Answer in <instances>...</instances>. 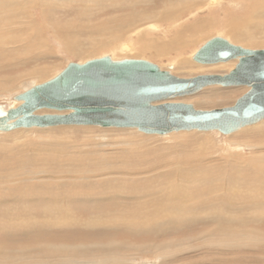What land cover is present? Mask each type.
Returning <instances> with one entry per match:
<instances>
[{"label":"rangeland","instance_id":"rangeland-1","mask_svg":"<svg viewBox=\"0 0 264 264\" xmlns=\"http://www.w3.org/2000/svg\"><path fill=\"white\" fill-rule=\"evenodd\" d=\"M42 1H0V31L6 28L0 35V109L18 105L12 99L15 93L55 77L71 61L85 62L111 54L115 59H146L163 69L172 65L173 74L191 78L200 74H225L235 67L237 60L199 64L191 59L192 54L214 36H223L247 48H264V15L250 13L246 6L235 0H224L222 5L206 7L201 12L198 8L192 9L194 14L182 13L181 22L178 23L182 25L175 23L174 26L176 29L180 28V32L189 31L194 23L203 25L206 20L205 32L198 34L196 31L195 37L192 33L194 42L188 45L185 43L183 48L170 41L174 34L165 38L163 30H166L167 24L157 20L156 13L161 10L164 0H44L45 4ZM186 1L174 0V4L162 6V10L170 6L178 8L179 3L180 7H185ZM246 12L249 14L246 15ZM250 14L252 18L248 17ZM233 18L238 21L231 22ZM249 19H252L250 23L245 22ZM117 21L121 27L115 25ZM149 21L160 23V30L153 35L145 34L148 31L144 29L134 34L135 26H142ZM240 23L248 26L245 28L249 30V37ZM184 37L181 36V39ZM123 44L133 45V50L122 49ZM145 46L148 49L143 52L142 48ZM183 63L186 67L181 65ZM248 90L247 86L211 85L178 100L192 103L198 109L211 110L234 105ZM53 112L56 111H38L40 114ZM52 127L54 128H19L0 132V247L3 253L13 252V260H6L9 264H108V260L109 264H121L115 260L123 261L124 264H138L143 260H156L157 264H264V182L253 181L256 185L250 183V188H247L241 187L243 183L237 180L240 177L239 170L246 169V165L264 169V120L230 134L194 129L160 135L147 134L136 128L93 125ZM51 155L61 156L62 161L65 160L64 157H75L76 161L69 168L53 162H42L46 156ZM123 159H126V167H135L137 172L126 174V177L120 174L107 175L103 182L99 181V175L89 173L95 169L94 165L102 167L112 161L109 165L119 166ZM52 164L53 167L56 166L54 169ZM179 167L183 170L170 171ZM32 168V175H22ZM75 169L80 172H74ZM36 170L41 172L36 174ZM7 171L9 175L14 173L13 176L9 177ZM161 171L165 172L162 173L165 176L159 175ZM261 171L258 174L264 177V170ZM17 173L19 175L16 177ZM231 173L238 182H233L231 190H227ZM25 176L31 179H26ZM19 178H23L22 181ZM115 182H119V185ZM16 185L18 189L15 191ZM72 189L76 190V195L69 199L67 195ZM196 192L198 193L195 194ZM193 204H196L195 207ZM170 205L175 206L174 209ZM153 207L160 209L154 210ZM55 208L61 210L60 213L56 214ZM160 211L163 217L161 219ZM71 220L73 223H70ZM217 227L211 237V231ZM240 229L245 232L239 231ZM233 233L236 235L232 236ZM59 247L71 250L67 254L58 253L56 250ZM144 247L148 249H143Z\"/></svg>","mask_w":264,"mask_h":264},{"label":"water","instance_id":"water-1","mask_svg":"<svg viewBox=\"0 0 264 264\" xmlns=\"http://www.w3.org/2000/svg\"><path fill=\"white\" fill-rule=\"evenodd\" d=\"M198 63L237 60L225 74L185 78L173 66L111 54L68 62L55 77L12 96L18 105L0 109V131L59 125L136 128L165 135L182 130H217L223 134L264 119V48H247L223 36L207 40L192 56ZM248 86L232 106L211 110L174 99L207 86ZM49 109L56 112L38 113Z\"/></svg>","mask_w":264,"mask_h":264},{"label":"bare ground","instance_id":"bare-ground-1","mask_svg":"<svg viewBox=\"0 0 264 264\" xmlns=\"http://www.w3.org/2000/svg\"><path fill=\"white\" fill-rule=\"evenodd\" d=\"M1 1V0H0ZM11 1V0H10ZM14 1V0H13ZM20 1V0H19ZM44 1V0H43ZM42 1V2H43ZM48 1V0H47ZM88 1V0H87ZM95 1V0H94ZM100 0H98V2H99ZM112 1H114V0H112ZM165 1V3H161V10H159L157 13H156V16H158V21H160V22H165L166 24H167V27H166V30L164 29L163 30V33H164V36H165V38H167V37H169L170 35H172V34H174L175 36H173V38H171L170 39V41H172V44H175V45H177V46H179V48H181L182 46L184 47L185 45V43H186V45H188V44H191V43H193L194 42V39H193V37H192V33H194V37L197 35V33L199 34V33H202V32H205L204 31V25H205V23H206V20L204 21V24L202 25V24H195L194 22V25H191V27L189 28L190 30L188 31V30H184V31H182V32H180V31H178L179 29H176L174 26L177 24V25H179L180 26V24H178L179 22H181L180 21V18H182V16L180 17V15H182V13H183V15H184V13H186L187 12V14L188 13H190V14H194V11L192 10V9H195V8H198V10H199V12H201V10L203 11L204 10V8L206 9V7H208V8H211V7H217V6H219L220 4L222 5V3L224 2V0H185L186 2H187V5L185 6V7H180V3H179V7L177 8L176 6L175 7H172V6H170V7H167V8H163V10H162V6H164V7H166V6H169V5H172V4H174V0H164ZM182 2H183V0H181ZM233 1V0H232ZM34 2V1H33ZM32 2V3H33ZM42 2H41V4H42ZM83 2V1H82ZM119 2H121V1H119ZM123 2V1H122ZM235 2L236 3H239V4H241L242 6H246L247 7V9L248 10H250V13H252V14H261L262 16L264 15V0H235ZM14 3V2H13ZM17 4H18V2H16ZM20 3V2H19ZM21 3H23V1L21 2ZM26 3H28V2H26ZM25 3V4H26ZM44 3V2H43ZM101 3V2H100ZM103 3V2H102ZM101 3V4H102ZM110 3V2H109ZM227 3V2H226ZM233 3V2H232ZM231 3V4H232ZM235 3V4H236ZM9 4V3H8ZM15 4V3H14ZM29 4V3H28ZM45 4V3H44ZM44 4H43V6H44ZM92 4H93V2H92ZM99 4V3H98ZM115 4V3H114ZM117 4H118V2H117ZM122 4V3H121ZM10 5H12L11 4V2H10ZM30 5V4H29ZM28 5V6H29ZM50 6H53V5H51V4H49ZM109 5V4H108ZM122 5H124V4H122ZM130 5V4H129ZM134 5V4H133ZM7 6V5H6ZM5 6V7H6ZM17 6V5H16ZM15 6V7H16ZM24 6V5H23ZM32 5H30V7H31ZM41 6V5H40ZM94 6V5H93ZM100 6V5H99ZM113 5H111V7H112ZM131 6V5H130ZM174 6V5H173ZM233 6V5H232ZM236 6V5H235ZM240 6V5H239ZM4 7V6H3ZM18 7V6H17ZM16 7V8H17ZM24 7H26V6H24ZM38 7V6H37ZM42 7V6H41ZM45 7H47V6H45ZM49 7V6H48ZM95 7V6H94ZM12 8V7H11ZM38 8H40V7H38ZM50 8V7H49ZM219 8V7H218ZM222 8V6L220 7V9ZM224 8V7H223ZM243 8V7H242ZM245 8V7H244ZM18 9L20 10V8L18 7ZM21 9L23 10V8L21 7ZM25 9H27V8H25ZM37 9V8H36ZM42 9V8H41ZM48 9V8H47ZM52 9V8H51ZM240 9V8H239ZM4 10H7V8L6 9H4ZM16 10V9H15ZM32 10V9H31ZM99 10V9H98ZM192 10V11H191ZM216 10V9H215ZM235 10H237L236 8H235ZM13 11V10H12ZM27 11V10H26ZM42 11V10H41ZM46 11V10H45ZM52 10H50V12H51ZM238 11V10H237ZM245 11V10H244ZM32 12H33V10H32ZM40 12V11H39ZM49 12V11H48ZM117 12V11H116ZM236 12V11H235ZM4 13V12H3ZM18 12H16V14H17ZM27 13V12H26ZM135 13V12H134ZM15 14V13H14ZM41 14V13H40ZM44 14H46L45 12H44ZM133 14V13H132ZM249 13H247L246 12V15H248ZM26 15H28V14H26ZM30 15V14H29ZM34 15V14H33ZM126 15V14H125ZM245 15V16H246ZM11 16H12V14H11ZM15 16V15H14ZM39 16V15H38ZM44 16V15H43ZM118 16V15H117ZM252 15L250 14L248 17L250 18ZM27 17V16H26ZM129 17V16H128ZM154 17V16H153ZM186 17V16H185ZM247 17V16H246ZM254 17H255V15H254ZM13 18V17H12ZM18 18V17H17ZM31 18V17H30ZM44 18V17H43ZM46 18V17H45ZM125 18H126V16H125ZM124 18V19H125ZM131 18V17H130ZM252 18V17H251ZM20 19V18H19ZM26 19H28V18H26ZM35 19V18H34ZM117 19V18H116ZM119 19H122V18H119ZM123 19V20H124ZM141 19H143V18H141ZM140 19V20H141ZM212 19H214V18H212ZM127 20H128V18H127ZM156 20V21H157ZM251 20L252 19H249V20H247V21H245V22H247V23H250L251 22ZM14 21V20H13ZM16 21V20H15ZM27 21V20H26ZM29 22H31L30 20H28ZM34 21V23L36 22V20H33ZM106 21H107V19H106ZM119 21V20H118ZM118 21H117V24L115 23V25H120L119 23H118ZM122 21V20H121ZM121 21H119V22H121ZM126 21V20H125ZM153 21H154V19H153ZM203 21V20H202ZM231 22H234V21H238L236 18H233L232 20H230ZM4 22V21H3ZM22 22V21H21ZM29 22H28V25H29ZM112 22V21H111ZM111 22H109V23H111ZM137 22V21H136ZM1 23V22H0ZM8 23V22H7ZM12 23V22H11ZM14 23V22H13ZM126 23V22H125ZM176 23V24H175ZM263 23V22H262ZM3 24H5V22L3 23ZM24 24H25V22H24ZM103 24V23H102ZM105 24V23H104ZM113 24H114V21H113ZM122 24V23H121ZM136 24V23H135ZM160 24V23H159ZM158 23H155V22H145L144 24H142V26L141 25H137V26H135V28H134V34L136 33V32H139V31H141L142 29H144V31L146 30V31H148V32H146L145 34H147V35H153L156 31H158V30H160V28H161V25H159ZM234 25L235 24H238V23H233ZM243 27H244V29H245V34L248 36L249 35V30H246V28L245 27H248L247 25H245V23H240ZM9 25V24H8ZM15 25V24H14ZM13 25V26H14ZM100 25V24H99ZM106 25H107V23H106ZM109 25V24H108ZM114 25V26H115ZM182 25V24H181ZM263 25V24H262ZM26 26V25H25ZM57 26H59V25H57ZM103 26V25H102ZM113 26V25H112ZM112 26H111V28H112ZM122 25H120V27H121ZM124 26V25H123ZM4 27V26H3ZM9 27V26H8ZM53 27H55V26H53ZM118 27V26H117ZM116 27V28H117ZM134 27V26H133ZM16 28V27H15ZM56 28V27H55ZM59 28V27H58ZM61 28V27H60ZM99 28V26L97 27V29ZM115 28V27H114ZM4 30L6 29V28H3ZM11 29V28H10ZM62 29V28H61ZM67 29V28H66ZM102 29H104L103 27H102ZM240 29V28H239ZM4 30H1L0 31V35H2L1 33H2V31H4ZM11 30H13V29H11ZM15 30V29H14ZM43 30V29H42ZM55 30V29H54ZM65 30V29H64ZM168 30V31H167ZM242 30V29H241ZM35 31V30H34ZM59 31V30H58ZM196 31H198L197 33H196ZM202 31V32H201ZM5 32V31H4ZM11 32V31H10ZM9 32V33H10ZM55 32H57V30L55 31ZM61 32V31H60ZM60 32H59V34H60ZM117 33V32H116ZM133 33V32H132ZM131 33V34H132ZM15 34H16V32H15ZM39 34V33H38ZM55 35L57 34V33H54ZM68 34H70V33H68ZM124 34V33H123ZM12 35H14V34H12ZM40 35V34H39ZM64 35V34H63ZM118 35V34H117ZM146 35V36H147ZM10 36V35H9ZM8 36V37H9ZM19 36V35H18ZM58 36H60V35H58ZM57 36V37H58ZM69 36H71V35H69ZM127 36H129V35H127ZM134 36V35H133ZM138 36H139V34H138ZM181 36L183 37V36H185L184 37V39L182 40L181 39ZM1 38H2V36H0ZM5 37V36H4ZM13 37V36H12ZM15 37V36H14ZM36 37H38V36H36ZM57 37H56V39H57ZM64 37V36H63ZM66 37V36H65ZM68 37V36H67ZM66 37V38H67ZM117 37V36H116ZM120 37V36H119ZM122 37V36H121ZM249 37V36H248ZM0 38V39H1ZM16 38V37H15ZM114 38V37H113ZM186 38V39H185ZM4 39V38H3ZM6 39H9V38H6ZM27 39V38H26ZM120 39V38H119ZM140 39H142V37L140 36ZM190 39H192V40H190ZM17 40V39H16ZM16 40H15V42H16ZM62 40H64V38H62ZM157 40V39H156ZM159 40V39H158ZM185 40V41H184ZM8 41V40H7ZM11 41H12V39H11ZM174 42V43H173ZM11 43V42H10ZM2 44V43H1ZM130 46H128V44H123L122 45V49H126V50H129V51H131V50H133V45H131V44H129ZM202 46V45H201ZM200 46V47H201ZM182 47V48H183ZM148 49V47H143L142 48V51L144 52L145 50H147ZM113 50H115V49H113ZM110 51V50H109ZM136 51V50H135ZM194 55V53L192 54V56ZM192 56H191V59H192ZM193 60V59H192ZM194 61V60H193ZM230 61H232V60H230ZM182 62V61H181ZM194 62H196V61H194ZM226 62H229V61H226ZM176 63V62H175ZM179 63H180V61H179ZM198 63V62H197ZM218 63H223V62H218ZM199 64H203V63H199ZM211 64H217V63H211ZM183 67H186V64L185 63H183V64H181ZM36 78V77H35ZM37 79V78H36ZM34 82V81H33ZM33 82H32V84H33ZM7 84V83H6ZM25 84V83H24ZM4 85V84H3ZM2 85V86H3ZM25 85H27V84H25ZM6 86V85H5ZM222 86V85H221ZM7 87V86H6ZM208 87V86H207ZM224 87H227V86H224ZM229 87V86H228ZM248 87V86H247ZM2 89H4V88H2ZM16 94V93H15ZM181 98V97H180ZM174 100H177V101H180V100H178V98L177 99H174ZM43 114V113H42ZM264 120V119H263ZM263 120H261V121H263ZM260 122V121H259ZM254 124H256V123H254ZM250 125H253V124H250ZM84 126V125H83ZM248 126V125H247ZM259 126V125H258ZM245 127V126H244ZM34 128H37V127H34ZM47 128V127H46ZM49 128H54V127H49ZM116 128H118V127H116ZM248 128V127H247ZM246 128V129H247ZM254 128V127H253ZM256 128V127H255ZM17 129H19V128H17ZM243 129V128H242ZM15 130V129H14ZM10 131H12V130H10ZM0 132H6V131H0ZM52 132V131H51ZM181 132H183V131H181ZM1 134V133H0ZM17 135V134H16ZM13 136V135H12ZM171 136V135H170ZM34 139V138H33ZM263 140V139H262ZM42 141V140H41ZM93 142V141H92ZM19 143V142H18ZM31 143H33L32 141H31ZM260 144V143H259ZM263 144V143H262ZM28 148V147H27ZM118 149V148H117ZM21 150V149H20ZM91 150V149H90ZM41 151V150H40ZM89 152H92V151H89ZM28 153V152H27ZM64 154V153H63ZM69 154V153H68ZM85 154H87V153H85ZM119 154V153H118ZM243 154V153H242ZM241 154V155H242ZM250 154H252V153H250ZM254 154V153H253ZM260 154V153H259ZM90 155V154H89ZM89 155H88V157H89ZM257 155V154H256ZM26 156V155H25ZM99 156V155H98ZM23 157V156H22ZM81 157V156H80ZM87 157V156H86ZM120 157V156H119ZM242 157H244V156H242ZM65 158V160L64 161H62V157L61 156H54V157H52V155L51 156H46V158H44L43 159V161L42 162H44V163H47V164H50V163H54V164H56V165H64V167H67V168H69V167H72V166H74L72 163L73 162H75L76 161V159H75V157H69V158H66V157H64ZM82 158V157H81ZM103 158V157H102ZM107 158V157H106ZM248 158V157H247ZM42 159V158H41ZM90 159H96V158H90ZM121 159V158H120ZM244 159V158H243ZM242 159V160H243ZM253 159V158H252ZM83 160V159H82ZM88 160V159H87ZM110 160H112V159H110ZM109 160V161H110ZM244 160H246V159H244ZM248 160V159H247ZM89 161H91V160H89ZM96 161V160H95ZM108 161V162H109ZM123 161V163H121L119 166H117V165H115V166H113V164H110L109 165V163L110 162H112V161H110L108 164H105V165H103L102 167H100L99 165L98 166H96V165H94L95 166V169H93L91 172H89V173H93L94 175H99V176H97V177H100L99 178V181H101V182H103V180L104 179H106L107 178V175H111V174H113V175H122V176H125L126 177V174H134L135 172H137L136 170H135V167L134 168H132V167H126V159H123L122 160ZM249 161V160H248ZM257 161V160H256ZM262 161V160H261ZM40 162V161H39ZM254 162V161H253ZM38 163V162H37ZM246 163H248V162H246ZM75 164V163H74ZM250 164V163H249ZM256 164V163H255ZM42 165H44V164H42ZM108 165V166H107ZM261 165V164H260ZM38 166V165H37ZM262 166V165H261ZM264 166V165H263ZM52 167H53V164H52ZM56 167V166H55ZM55 167H53V169L55 168ZM63 167V168H64ZM83 167V166H82ZM81 167V168H82ZM85 167V166H84ZM100 167V168H99ZM230 167V166H229ZM3 168V167H2ZM44 168V167H43ZM51 168V167H50ZM50 168H48V169H50ZM77 168V167H76ZM91 168V167H90ZM20 170L22 169V168H19ZM29 169V168H28ZM33 169L34 168H32V170H28V171H25L24 173H22V175L24 176V175H32L33 173H34V171H33ZM52 169V168H51ZM50 169V170H51ZM52 169V170H53ZM60 169H61V167H60ZM66 169V168H65ZM179 169H181L180 167L179 168H173L172 170H170V171H176L177 172V170H179ZM231 169V168H230ZM14 170H15V168H14ZM78 170V169H77ZM76 169H75V171L74 170H70V171H74V172H80V170H78L77 171ZM88 170V169H87ZM127 170V171H126ZM181 170H183V169H181ZM181 170H180V172H181ZM216 170V169H215ZM231 170H233V169H231ZM261 170H264V169H262V167L260 168V167H257L256 165H246V169L245 168H242L241 170H239V173H240V177H238L239 179H237L238 181H239V183H243V184H241V187H249L250 188V186H249V184L250 183H252L253 184V181L255 182L256 180H259V181H261L262 183L264 182V177L262 176V175H260V174H258V172H262ZM58 171V170H57ZM56 171V172H57ZM68 171H69V169H68ZM90 171V170H89ZM142 171V170H141ZM141 171H140V173H141ZM147 172L149 171V170H146ZM238 171V170H237ZM38 172H41V171H39V170H36V174L38 173ZM62 172V171H61ZM173 172V173H174ZM183 172H185V171H183ZM201 171H199V173H200ZM205 172H206V170H205ZM233 172V171H232ZM235 172H236V170H235ZM234 172V173H235ZM138 173H139V171H138ZM165 174V172L164 171H161V174H159V175H163V174ZM171 173V172H170ZM172 173V174H173ZM182 173V172H181ZM204 173V172H203ZM230 173V172H229ZM7 174H8V171H7ZM14 174V173H13ZM13 174H11L12 176H13ZM54 174V173H53ZM56 174H58V173H56ZM179 174V173H178ZM185 174H186V172H185ZM214 174V173H213ZM4 175H6V174H4ZM9 175V174H8ZM11 175H9V177L11 176ZM19 175V173H17V175H16V177ZM21 175V176H22ZM75 175V174H74ZM73 175V177H75ZM199 175H201V174H199ZM210 175V174H209ZM234 175V174H233ZM232 175V173H231V176L229 177V181H228V186H226V188H227V190H231V186H233V182H238L237 180H236V177L235 176H233ZM64 176V175H63ZM67 176V175H66ZM65 176V177H66ZM71 176V175H70ZM80 176V175H79ZM146 176V175H145ZM157 176V175H156ZM163 176H165V175H163ZM183 176V175H182ZM206 176H207V174H206ZM216 176V175H215ZM215 176H214V178H215ZM26 177V179H31V177H29V176H25ZM50 177H52V176H50ZM62 177V176H61ZM72 177V176H71ZM81 177V176H80ZM120 177V176H119ZM118 177V178H119ZM180 177H181V174H180ZM180 177H178V178H180ZM187 177V176H186ZM218 177V176H217ZM36 178V177H35ZM34 178V179H35ZM52 178H54V177H52ZM162 178V177H161ZM176 178V177H175ZM211 178V177H210ZM23 179V178H22ZM22 179H20L19 178V181H22ZM56 179V178H55ZM181 179V178H180ZM207 179V178H206ZM217 179V178H216ZM216 179H214V181L216 180ZM41 180V179H40ZM42 180H44V179H42ZM49 180V179H48ZM162 180V179H161ZM165 180H167V179H165ZM205 180V179H204ZM58 181V180H57ZM56 181V182H57ZM95 181V180H94ZM104 181H106V180H104ZM43 182V181H42ZM124 182H125V180H124ZM46 183V182H45ZM115 183H117V182H115ZM114 183V184H115ZM119 183V182H118ZM117 183V184H118ZM172 183H174V182H172ZM219 183V182H218ZM217 183V184H218ZM221 183V182H220ZM14 184V183H13ZM16 184H17V182H16ZM34 184V183H33ZM55 184V183H54ZM176 184H177V182H176ZM210 184V183H209ZM260 184V183H259ZM11 185V184H10ZM119 185V184H118ZM203 185V184H202ZM256 185V184H255ZM254 184H253V186H255ZM34 186V185H33ZM117 186V185H116ZM135 186V185H134ZM253 186H251V187H253ZM264 186V185H263ZM21 187V186H20ZM19 187V188H20ZM23 188H24V186H22ZM21 187V188H22ZM31 187V186H30ZM49 187H51V186H49ZM114 187H115V185H114ZM170 187V186H169ZM168 187V188H169ZM172 187V186H171ZM175 187H177L176 185H175ZM221 187H223V186H221ZM237 187H239V186H237ZM240 187V188H241ZM12 188L13 187H11V190H12ZM14 188H16V189H14L15 191L18 189L17 188V185L14 187ZM72 188V187H71ZM182 188V187H181ZM190 188H192V186L190 187ZM207 188H209L208 186H207ZM217 188V187H216ZM260 188V187H259ZM59 189V188H58ZM77 189V188H76ZM79 189V188H78ZM77 189V190H78ZM90 189V188H89ZM184 189V188H183ZM183 189H182V191H183ZM201 189V188H200ZM20 190V189H19ZM25 190H26V188H25ZM85 190H87V189H85ZM196 190V189H195ZM202 190H204V189H202ZM237 190H239V189H237ZM243 190H245V189H243ZM30 191V190H29ZM53 191H55V190H53ZM69 191V190H68ZM79 191H80V189H79ZM83 191H84V189H83ZM91 191V190H90ZM122 191V190H121ZM173 191V190H172ZM257 191V190H256ZM70 194H68L67 195V198H69V199H71V198H73L74 197V195H76V190L75 189H72V190H70ZM144 192V191H143ZM206 192V191H205ZM208 192V191H207ZM211 192V191H210ZM221 192H224V191H221ZM220 192V193H221ZM225 192H226V190H225ZM252 192V191H251ZM258 192V191H257ZM261 192V191H260ZM263 192V191H262ZM13 193V192H12ZM45 193V192H44ZM58 193V192H57ZM67 193V192H66ZM81 193V192H80ZM94 193V192H93ZM121 193V192H120ZM125 193V192H124ZM175 193V192H174ZM189 193V192H188ZM194 193V192H193ZM198 192H196L195 194H197ZM209 193V192H208ZM218 193V192H217ZM29 194V193H28ZM107 194H108V192H107ZM167 194V193H166ZM239 194V193H238ZM15 195V194H14ZM33 195V194H32ZM51 195V194H50ZM62 195H64V194H62ZM168 195V194H167ZM185 195V194H184ZM219 195V194H218ZM29 196V195H28ZM83 196V195H82ZM193 196V195H192ZM196 196V195H195ZM214 196V195H213ZM220 196V195H219ZM225 196V195H224ZM223 196V197H224ZM255 196V195H254ZM43 197V196H42ZM63 197V196H62ZM245 197V196H244ZM64 198V197H63ZM137 198V197H136ZM166 198H167V196H166ZM206 198V197H205ZM248 198V197H247ZM256 198H257V196H256ZM19 199V198H18ZM41 199V198H40ZM43 199V198H42ZM92 199V198H91ZM108 199V198H107ZM168 199V198H167ZM226 199H227V197H226ZM242 199H245V198H243L242 197ZM252 199V198H251ZM45 200H46V198H45ZM61 200V199H60ZM83 200V199H82ZM173 200V199H172ZM195 200V199H194ZM253 200V199H252ZM54 201V200H53ZM71 201V200H70ZM72 201H74V199L72 200ZM92 201V200H91ZM226 201V200H225ZM229 201V200H228ZM236 201V200H235ZM239 201V200H238ZM251 201V200H250ZM249 201V202H250ZM177 202V201H176ZM78 203V202H77ZM85 203V202H84ZM248 203V202H247ZM68 204V203H67ZM174 204V203H173ZM223 204V203H222ZM252 204V203H251ZM264 204V203H263ZM55 205H57V204H55ZM73 205V204H72ZM196 205V204H195ZM195 205L193 204V206L195 207ZM199 205V204H198ZM228 205V204H227ZM239 205V204H238ZM245 205V204H244ZM258 205V204H257ZM98 206V205H97ZM171 206V208L172 209H174V207L175 206H173V205H170ZM169 206V207H170ZM201 206V205H200ZM241 206V205H240ZM247 206V205H246ZM57 208H59V206H56ZM91 207H93V206H91ZM225 207H226V204H225ZM230 207V206H229ZM251 207V206H250ZM250 207L248 208V209H250ZM255 207V206H254ZM116 208V207H115ZM159 208V207H158ZM158 208L157 209H154V207L152 208V209H154V210H158ZM238 208V207H237ZM56 209V208H55ZM61 209V208H60ZM160 209V208H159ZM244 209V208H243ZM242 209V210H243ZM10 210V209H9ZM57 210V209H56ZM69 210V209H68ZM149 210V212H150V209H148ZM147 210V211H148ZM153 210V211H154ZM169 210V209H168ZM212 210V209H211ZM234 210V209H233ZM241 210V209H240ZM242 210H241V213H242ZM260 210V209H259ZM262 210H264V208L262 209ZM61 211V210H60ZM60 211L59 210H57V213L56 214H58V212L60 213ZM163 211V210H162ZM170 211V210H169ZM222 211V210H221ZM224 211V210H223ZM250 211H251V209H250ZM258 211V210H257ZM13 212H14V210H13ZM64 212V211H63ZM69 212V211H68ZM148 212V213H149ZM155 212H157V211H155ZM164 212V211H163ZM210 212V211H209ZM240 212V211H239ZM239 212H237L238 214H239ZM260 212V211H259ZM258 212V213H259ZM264 212V211H263ZM10 213V212H9ZM160 213V219L161 218H163L162 217V214H161V211L159 212ZM199 213V212H198ZM220 213V212H219ZM221 213H223V212H221ZM232 213V212H231ZM236 212H235V214H237ZM243 213H244V210H243ZM249 213V212H248ZM251 213V212H250ZM249 213V214H250ZM256 213V212H255ZM261 213H262V211H261ZM227 214V213H226ZM225 214V215H226ZM234 214V213H233ZM3 215V214H2ZM11 215V214H10ZM191 215H192V213H191ZM204 215V214H203ZM228 215V214H227ZM244 215V214H243ZM259 215V214H258ZM260 215H262V214H260ZM14 216H16V214L14 215ZM54 216V215H53ZM62 216V215H61ZM61 216H59V217H61ZM205 216V215H204ZM209 216V215H208ZM232 216H234V215H232ZM248 216V215H247ZM256 216V215H255ZM121 217V216H120ZM123 217V216H122ZM122 217H121V219H122ZM149 217V216H148ZM206 217H207V215H206ZM215 217V216H214ZM218 217V216H217ZM216 217V218H217ZM236 217V216H235ZM260 217H263V216H260ZM18 218V217H17ZM91 218H93V217H91ZM91 218H89V219H91ZM124 218V217H123ZM197 218H199V215H198V217ZM196 218V219H197ZM200 218H203L202 216H200ZM222 218H223V216H222ZM259 218V217H258ZM77 219V218H76ZM95 219V218H94ZM105 219V218H104ZM125 219V218H124ZM132 219V218H131ZM160 219H158V220H160ZM193 219V218H192ZM226 219H228V217L226 218ZM55 220V219H54ZM69 220V219H68ZM79 220V219H78ZM217 220H218V218H217ZM225 220V219H224ZM223 220V221H224ZM57 221H58V218H57ZM73 220H71L70 221V223L72 222ZM120 221V220H119ZM119 221H118V223H119ZM222 221V220H221ZM220 221V222H221ZM78 222H80V221H78ZM117 222V221H116ZM123 222H125V221H123ZM163 222V221H162ZM219 222V221H218ZM27 223V222H26ZM73 223V222H72ZM134 223V222H133ZM132 223V224H133ZM137 223V222H136ZM159 223H160V221H159ZM163 223H165V222H163ZM208 223V222H207ZM216 223V222H215ZM86 224V223H85ZM105 224V223H104ZM124 224V223H123ZM132 224H131V226H132ZM141 224V223H140ZM144 224V223H143ZM167 224H169L168 223V221H167ZM219 224V223H218ZM162 225V224H161ZM174 225V224H173ZM176 225V224H175ZM229 225V224H228ZM130 226V225H129ZM148 226H150L149 224H148ZM157 226H159V225H157ZM171 226V225H170ZM215 226H216V224H215ZM222 226H225L226 227V225H222ZM19 227V226H18ZM23 227V226H22ZM117 227V226H116ZM135 227V226H134ZM140 227H142V226H140ZM144 227H145V225H144ZM143 227V228H144ZM119 228V227H118ZM128 228V227H127ZM147 228V227H146ZM145 228V229H146ZM167 228V227H166ZM229 228H231V227H229ZM233 228V227H232ZM240 228V227H239ZM24 229V228H23ZM23 229H22V231H23ZM124 229H125V227H124ZM154 229V228H153ZM212 229V228H211ZM217 229H218V227L216 228V229H213V231H211V234H210V236L212 237V233L214 232V231H217ZM222 229V228H221ZM234 229H236V228H234ZM243 229V228H242ZM242 229H240L239 231H241ZM90 230V229H89ZM88 230V231H89ZM123 230V229H122ZM142 230V229H141ZM232 230V229H231ZM252 230V229H251ZM219 231H221L220 229H219ZM224 231H225V229H224ZM226 231H227V229H226ZM230 231V230H229ZM228 231V232H229ZM235 231V230H234ZM242 231H244L245 232V230H242ZM25 232H26V230H25ZM90 232V231H89ZM88 232V233H89ZM93 232V231H92ZM134 232V231H133ZM138 232V231H137ZM144 232H146V231H144ZM208 232V231H207ZM206 232V233H207ZM236 232V231H235ZM6 233V232H5ZM18 233V232H17ZM23 233V232H22ZM95 233V232H94ZM93 233V234H94ZM147 233V232H146ZM219 233V232H218ZM148 234V233H147ZM154 234V233H153ZM225 234V233H224ZM247 234V233H246ZM258 234V233H257ZM264 234V233H263ZM207 235V234H206ZM215 235H217V234H215ZM234 235H236V233H233L232 234V236H234ZM240 235V234H239ZM238 235V236H239ZM243 235H245V234H243ZM253 235V234H252ZM205 236V235H204ZM209 236V237H210ZM218 236V235H217ZM231 236V237H232ZM237 236V238H239ZM221 237H222V235H221ZM255 237H257V236H255ZM219 238V237H218ZM241 238V237H240ZM251 238H254V237H251ZM207 239V238H206ZM220 239V238H219ZM233 239V238H232ZM258 239V238H257ZM260 239V238H259ZM210 241V240H209ZM212 242V241H211ZM118 243V242H117ZM216 243V242H215ZM156 244V243H155ZM154 244V245H155ZM224 244V243H223ZM116 245V244H115ZM163 245V244H162ZM211 245H212V243H211ZM217 245V244H216ZM75 246V245H74ZM117 246H118V244H117ZM164 246V245H163ZM220 246V245H219ZM218 246V247H219ZM221 246H222V244H221ZM220 246V247H221ZM70 247V246H69ZM155 247V246H154ZM52 248V247H51ZM72 248V247H71ZM103 248V247H102ZM118 248V247H117ZM145 248H147V247H144L143 249H145ZM161 248H162V246H161ZM108 249H110V248H108ZM111 249H113L112 248V246H111ZM148 249V248H147ZM151 249V248H150ZM156 249V248H155ZM159 249V248H158ZM50 250V249H49ZM71 249H69V248H66V247H59V250H56L58 253H63V254H67V252H69ZM107 251V250H106ZM110 251V250H109ZM157 251V250H156ZM93 253V252H92ZM91 253V254H92ZM103 253V252H102ZM101 253V254H102ZM107 253V252H106ZM103 254H105V252L103 253ZM60 255V254H59ZM115 255H117V254H115ZM63 256V255H62ZM12 257H14V254H13V252H4L3 253V250L1 249V247H0V264H3V262L5 263V264H9V262H6V260H13V259H11ZM116 257V256H115ZM20 258V257H19ZM23 258V257H22ZM26 258V257H25ZM4 259H5V261H4ZM111 259V258H110ZM17 260V259H16ZM21 260H23V259H21ZM112 260H113V258H112ZM143 260V259H142ZM96 261H97V259H96ZM114 261V260H113ZM117 263H123V261H119V260H115ZM11 262V261H10ZM67 263H68V261H66ZM87 262V261H86ZM89 262V261H88ZM92 262V261H91ZM157 261L156 260H143V261H139L138 262V264H157L156 263ZM97 263V262H96ZM103 263V262H102ZM111 263V262H110ZM84 264V263H83ZM93 264H95V263H93ZM108 264H109V260H108ZM124 264V263H123Z\"/></svg>","mask_w":264,"mask_h":264}]
</instances>
